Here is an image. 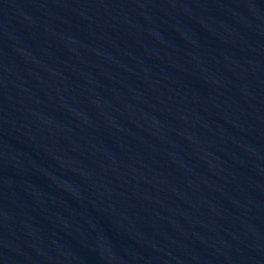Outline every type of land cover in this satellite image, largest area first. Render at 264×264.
<instances>
[{"label":"water","instance_id":"obj_1","mask_svg":"<svg viewBox=\"0 0 264 264\" xmlns=\"http://www.w3.org/2000/svg\"><path fill=\"white\" fill-rule=\"evenodd\" d=\"M0 264H264V0H0Z\"/></svg>","mask_w":264,"mask_h":264}]
</instances>
